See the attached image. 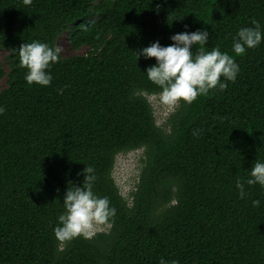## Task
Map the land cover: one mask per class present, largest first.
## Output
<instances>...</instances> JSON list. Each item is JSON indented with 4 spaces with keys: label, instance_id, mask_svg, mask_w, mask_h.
<instances>
[{
    "label": "trees",
    "instance_id": "1",
    "mask_svg": "<svg viewBox=\"0 0 264 264\" xmlns=\"http://www.w3.org/2000/svg\"><path fill=\"white\" fill-rule=\"evenodd\" d=\"M252 20L264 33V0H0V264H264V187L245 185L243 198L235 187L264 160V39L243 54L231 47ZM200 28L207 50L234 57L236 78L180 101L158 125L147 95L160 87L144 71L155 58L137 51ZM62 32L88 49L59 52L50 84H28L15 50L57 47ZM138 148L124 198L116 155ZM88 165L116 214L91 238L60 242L63 193Z\"/></svg>",
    "mask_w": 264,
    "mask_h": 264
},
{
    "label": "clouds",
    "instance_id": "2",
    "mask_svg": "<svg viewBox=\"0 0 264 264\" xmlns=\"http://www.w3.org/2000/svg\"><path fill=\"white\" fill-rule=\"evenodd\" d=\"M24 3L31 4L32 0H24ZM184 27L187 28V25ZM208 38L209 33L203 28L180 31L170 35L172 43L161 45L159 41H152L137 51V57L155 58V62L144 71L147 78L160 87L159 100L162 104L173 107L180 101L191 103L197 95L217 87L223 90L227 87L225 81L235 80L239 66L234 57L219 47L207 50L204 45ZM262 39L264 33L261 25L252 20L251 26L238 29L232 37L231 47L234 53L243 54L246 48L257 46ZM194 44L200 45L195 53L192 50ZM15 51L20 66L26 69L24 79L28 84H50L52 74L48 69L59 60L58 47L32 40L22 43ZM3 111V106H0V113ZM82 173L80 185H72L63 193L64 211L58 215V223L53 228L54 236L60 242L70 241L77 236L91 238L98 226L110 227L111 218L116 214V208L110 205L109 198L93 191L96 179L93 167L84 166ZM253 184L264 187V160H257L247 177H237L235 187L238 195L245 197V185ZM259 203V200L252 201L254 206ZM158 264H178V261L160 257Z\"/></svg>",
    "mask_w": 264,
    "mask_h": 264
},
{
    "label": "rangeland",
    "instance_id": "3",
    "mask_svg": "<svg viewBox=\"0 0 264 264\" xmlns=\"http://www.w3.org/2000/svg\"><path fill=\"white\" fill-rule=\"evenodd\" d=\"M57 47L60 49V54L67 56L73 53H85L88 49L86 45H82L77 49H73L70 45L66 32L59 34L56 40ZM7 53L5 49H0V61H4V56ZM6 85L5 78L0 79V88ZM159 93H151L147 95L149 102L153 108L156 123L163 126L165 119L173 107L162 104L159 100ZM143 152L141 148L121 152L116 155L113 168V178L124 198L129 197V192L133 189L137 181L139 167L141 164ZM106 226H98L96 231L105 229Z\"/></svg>",
    "mask_w": 264,
    "mask_h": 264
}]
</instances>
